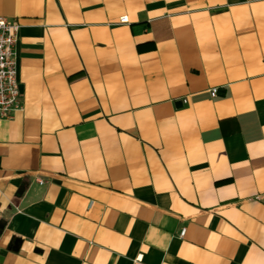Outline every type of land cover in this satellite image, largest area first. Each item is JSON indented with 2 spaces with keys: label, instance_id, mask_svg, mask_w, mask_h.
I'll return each instance as SVG.
<instances>
[{
  "label": "crops",
  "instance_id": "1",
  "mask_svg": "<svg viewBox=\"0 0 264 264\" xmlns=\"http://www.w3.org/2000/svg\"><path fill=\"white\" fill-rule=\"evenodd\" d=\"M0 19L21 105L0 264H264V0H0Z\"/></svg>",
  "mask_w": 264,
  "mask_h": 264
},
{
  "label": "built area",
  "instance_id": "2",
  "mask_svg": "<svg viewBox=\"0 0 264 264\" xmlns=\"http://www.w3.org/2000/svg\"><path fill=\"white\" fill-rule=\"evenodd\" d=\"M116 24H125L124 19L119 18ZM16 30L15 24L0 19V120L9 119L12 114L21 111L12 52ZM206 96L214 98V89L206 90ZM183 103V100L179 101L180 105ZM35 184L39 185V182L35 181ZM181 236L182 229H179L175 237L180 239ZM132 262L137 263L138 257Z\"/></svg>",
  "mask_w": 264,
  "mask_h": 264
},
{
  "label": "water",
  "instance_id": "3",
  "mask_svg": "<svg viewBox=\"0 0 264 264\" xmlns=\"http://www.w3.org/2000/svg\"><path fill=\"white\" fill-rule=\"evenodd\" d=\"M0 228H1V223H0Z\"/></svg>",
  "mask_w": 264,
  "mask_h": 264
}]
</instances>
